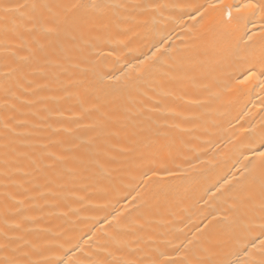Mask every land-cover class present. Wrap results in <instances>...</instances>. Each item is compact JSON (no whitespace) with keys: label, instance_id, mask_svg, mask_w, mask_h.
<instances>
[{"label":"bare ground","instance_id":"1","mask_svg":"<svg viewBox=\"0 0 264 264\" xmlns=\"http://www.w3.org/2000/svg\"><path fill=\"white\" fill-rule=\"evenodd\" d=\"M139 2L169 7L121 10L108 40L81 43L46 77L0 39V257L195 264L244 246L231 205L260 181L241 175L246 156L230 141L264 121V88L237 84L260 68L264 13L238 25L234 9L229 20L209 7L217 0ZM157 47L162 64L132 80L137 58ZM145 139L156 143L142 154ZM259 216L245 242L259 236Z\"/></svg>","mask_w":264,"mask_h":264},{"label":"snow or ice","instance_id":"2","mask_svg":"<svg viewBox=\"0 0 264 264\" xmlns=\"http://www.w3.org/2000/svg\"><path fill=\"white\" fill-rule=\"evenodd\" d=\"M171 6L175 7V5ZM166 7L169 5L145 4L140 3L139 0L130 3L126 0H10L9 3L0 4V39H3L5 44L13 41L16 48L25 52L19 59L28 65L30 74L46 77L53 67L63 69V64L70 62L72 54L80 50L81 43L108 40L109 21L118 16L121 10L150 9L155 12ZM209 7L223 8L227 11L229 20L233 19L234 9L238 25L244 24L248 17L256 12L264 13V3H256L255 0H245L239 4L217 0ZM196 12L203 18L204 12L200 11V8H196ZM165 53L166 50L157 47L150 55L142 54V58L138 57L137 63L132 65V69L137 73L132 80L150 77L164 61ZM128 76V72H123L121 77L115 79ZM131 82L125 79L126 84ZM237 84L244 86L259 84L264 88V53L261 55L260 68L258 70L255 66L247 68L242 76L237 78ZM238 91L242 92L244 89ZM103 126L104 123L101 122V127ZM172 127L179 128V125ZM242 132L244 134L236 137L235 142L230 141L233 145L232 152L246 156V164L241 175L259 177L260 181L258 193L254 186L250 187L244 196L231 205L234 217L231 222L243 225L242 233L237 237L236 243H243L244 246L225 253L220 258H214L215 254L210 252L206 258L197 260L195 264H264V121L261 122L258 130L242 129ZM156 135H166V133ZM155 143V139L136 141L142 154L147 153ZM247 153H251V156ZM63 159L64 157H56L57 161ZM173 174L169 172V175ZM257 208L260 213L259 236L245 242L243 233H250L254 226ZM225 219L228 220L229 217ZM8 247L7 242L0 243V251ZM233 255L236 256L235 260L229 258ZM0 264H60V262L48 259L35 261L30 258L28 252H22L21 257L15 254L0 257ZM77 264L81 262L78 261ZM125 264H144V262L126 261ZM149 264L155 262L150 261Z\"/></svg>","mask_w":264,"mask_h":264}]
</instances>
